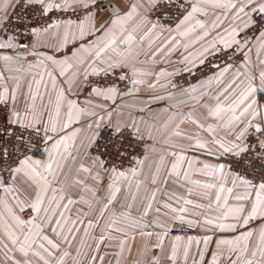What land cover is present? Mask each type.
I'll use <instances>...</instances> for the list:
<instances>
[{
    "label": "snow or ice",
    "instance_id": "6c2138e0",
    "mask_svg": "<svg viewBox=\"0 0 264 264\" xmlns=\"http://www.w3.org/2000/svg\"><path fill=\"white\" fill-rule=\"evenodd\" d=\"M0 264H264V0H0Z\"/></svg>",
    "mask_w": 264,
    "mask_h": 264
},
{
    "label": "crops",
    "instance_id": "0c3cea01",
    "mask_svg": "<svg viewBox=\"0 0 264 264\" xmlns=\"http://www.w3.org/2000/svg\"><path fill=\"white\" fill-rule=\"evenodd\" d=\"M176 57L174 56L173 59H175ZM166 65L164 64H158L156 65V68L157 70L161 67H165ZM128 103H135L134 100H129ZM165 104L163 101L161 102H156V103H153L152 105H150L151 109H152V112L153 113H161V110L164 108Z\"/></svg>",
    "mask_w": 264,
    "mask_h": 264
},
{
    "label": "built area",
    "instance_id": "2783aa9c",
    "mask_svg": "<svg viewBox=\"0 0 264 264\" xmlns=\"http://www.w3.org/2000/svg\"><path fill=\"white\" fill-rule=\"evenodd\" d=\"M176 80L183 83V80L180 77H177ZM173 234H181V233L179 231H177V232H174Z\"/></svg>",
    "mask_w": 264,
    "mask_h": 264
}]
</instances>
